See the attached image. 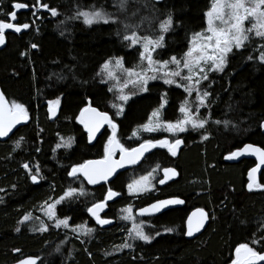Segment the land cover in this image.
Here are the masks:
<instances>
[{
    "label": "trees",
    "instance_id": "obj_1",
    "mask_svg": "<svg viewBox=\"0 0 264 264\" xmlns=\"http://www.w3.org/2000/svg\"><path fill=\"white\" fill-rule=\"evenodd\" d=\"M16 2L30 6L28 11L17 15V24L29 23L31 27L21 35H7V46L0 52V87L9 102L21 103L28 109L30 120L8 141L0 142V188L8 190L0 192L4 200L0 203V264H13L18 257H36L39 264H231L236 246L264 236V190L247 188V175L255 163L243 161L231 165L224 159L230 151L247 144L264 149L260 126L264 123V63H260L256 51L262 43L259 38H253L245 49L230 55L224 73L210 75L209 80L215 83L208 89L213 94L209 98L211 117L207 132L203 133L209 136L208 140L203 139V130L186 133L182 136L185 146L180 155L172 157L167 149L156 150L139 168L119 175L110 185L126 193L127 183L146 175L150 169L174 167L179 171L177 182L160 189L157 195L141 196L135 201L137 209L165 198L177 197L186 202L183 208L144 220L153 225L148 233H162L151 244L136 241L122 254L112 253L120 209L128 206L133 197L122 196L110 205L106 217L116 221L117 226L103 229L95 225L86 208L91 206L89 201L100 199L104 189L89 188L85 182V191L94 195L65 201L56 208L58 219L70 217L71 227L80 224L96 227L93 236L83 237L84 243L69 234L42 233L38 230L41 224L38 220L20 224L25 214L37 213L40 203L50 197L58 198L69 186L79 191V182H73L66 173L75 164L102 158L106 142L103 134L93 144L88 142L77 120L79 112L91 101V106L112 115L114 94L108 91V85L100 83L97 74L112 57H124L127 68L137 62L136 48L126 49L116 34L121 25L88 26L80 18L72 19L77 9L103 8L114 14L113 18L133 24L147 17L142 29L150 31L157 28V18L164 19L171 12L178 27L166 35V47L158 50L167 59L170 54L179 55L186 50L187 38L193 32L206 28L205 12L210 0H166L162 4L153 0H128L125 11L119 9V0H41L49 9L58 10L60 15L56 17L43 9L33 16L32 12L39 7L35 0H0V13H3L0 22L10 20L9 13L14 11L12 5ZM133 12L137 14L133 16ZM33 43L38 46L36 49L31 48ZM249 55L253 60L247 59ZM154 83L151 92L134 97L124 114L115 118L119 125L118 138L126 145L138 144L128 137L148 121L157 107L159 94L167 87ZM207 83L203 82L201 87ZM184 95L182 89H168L165 121L174 122L179 117L178 108ZM56 99L60 100V108L52 119L47 108ZM208 111L203 108L201 116L207 117ZM215 120L221 123H213ZM224 120L230 121L227 127ZM21 137L20 148L14 151L15 142ZM61 137L65 140L74 137L71 149L56 148ZM23 163H29L30 167L39 163L46 179L33 185L26 177ZM260 183L264 185V172ZM198 208L209 212L211 222L198 239L188 240L183 234L186 220ZM17 227L20 232H16ZM167 228L174 231L164 234ZM252 246L261 251L260 245ZM17 248L22 251L16 253Z\"/></svg>",
    "mask_w": 264,
    "mask_h": 264
},
{
    "label": "snow or ice",
    "instance_id": "obj_2",
    "mask_svg": "<svg viewBox=\"0 0 264 264\" xmlns=\"http://www.w3.org/2000/svg\"><path fill=\"white\" fill-rule=\"evenodd\" d=\"M160 2V0H155ZM128 0H119V9L125 11ZM35 4L39 5L36 11L32 12L35 16L40 9L50 11L51 16L60 15L57 9H49L47 4L41 3V0H35ZM154 6V5H153ZM30 6L23 2H16L12 5L15 10L28 9ZM35 7V5L33 6ZM94 9V6H93ZM9 13V19L12 22H0V46L6 43L5 31L12 30L20 33L31 27L29 23L17 25L13 22L17 20V12ZM3 14V13H0ZM137 13L133 12V16ZM114 14L107 13L103 8L99 10L83 11L77 9L72 19L83 18V23L91 26L93 24H116L121 25L116 30V34L120 37L121 43L126 49L136 48L137 62L131 68L124 66V57H112L107 59L101 71L97 74L100 76V83L115 82L109 86V92L116 93V100L120 103H112L113 114L99 111L96 107L91 106L88 101L78 115V123L83 126V131L87 133V140L92 143L101 134L106 137L103 145V154L100 159H88L81 163L70 167V171L66 174L72 178L73 182H79V191L69 186L63 194L58 198H49L41 205L44 215L49 221H53L51 225L41 223L38 230L47 232L49 227L59 229L69 228L70 217L58 219L56 208L65 201H71L80 196L94 195L85 191L84 182L88 185H100L104 191L98 201H94L90 207L86 208L87 213L101 227L113 224V220L102 217L101 213L105 210L109 201H113L118 197L131 196L139 198L141 194L152 192L155 184L163 185L178 176L176 169L165 167L162 176L157 181L156 173L158 167L150 169L146 175H140L138 178L132 179L126 185V193L114 190L109 182H114L113 178H119L117 175L120 170L127 169L130 166L139 165L145 159V154L152 152L154 149H167L172 157H176L178 150L184 143L181 134L191 132H207V124L211 117V103L209 99L213 94L208 91L215 83L209 80L212 72L224 73L229 63L230 55L245 49L250 45L253 38H259L262 43L256 51H259V61L264 63V0H210V7L205 12L206 28L199 32H193L187 38L186 50L179 55L170 54L167 59L164 58L163 48L166 47L165 37L169 32H174L178 25L174 23L173 14L166 13L164 19L157 18V28L155 31L143 30L142 24L147 17L141 19L139 23L133 24L128 20H120L119 17L113 18ZM246 22L248 26L246 27ZM36 44H31V48L36 49ZM21 55L26 56L27 53ZM248 60H253V56L249 55ZM119 70V76L117 74ZM62 78V77H61ZM207 81V85L203 88L201 85ZM159 82L161 86H167L164 91L159 94L157 107L151 112L148 121L133 131L128 139L138 141V144L126 145L118 138L119 125L116 117L124 114L130 100L144 93L151 92V88ZM151 85V86H150ZM131 86V90L126 91ZM175 87L182 89L184 98L179 104V117L172 121L163 119V111L168 105V89ZM218 98V97H217ZM60 100L56 99L48 104V113L50 118L54 119L59 111ZM208 109L207 117H202L200 110ZM30 120L28 109L21 103L15 101L9 102L2 90H0V138L9 137L13 129L17 125L27 124ZM213 123L219 125L220 120ZM230 121L224 120L225 127ZM264 128V124L260 125ZM108 129L111 133H108ZM39 131H43L40 129ZM155 132H166L170 134L169 139H159L155 137H146L143 134H151ZM203 139L208 140L209 136L203 134ZM23 137L15 142V149H19ZM42 143V141H40ZM74 143V137L68 139L60 138L56 148L71 149ZM39 152L40 149L36 148ZM245 155L255 156L259 160V165L252 168L248 173L249 183L247 188L252 191L254 188L264 190V185L258 182L257 173L259 166H264V149L254 147L251 144L245 145L242 149L230 151L224 159L229 161L238 160ZM22 168L25 170L26 177L33 185H39L46 177L42 174L39 163H35L30 167L29 163H23ZM15 188V185L12 186ZM7 189L0 188V192H7ZM0 203H4L0 197ZM185 200L181 198H165L150 203L146 207H141L138 211L139 217L155 216L164 212L173 206L184 205ZM133 206L129 204L127 207L120 209L119 219L131 223L128 229L127 239L133 242L141 241L145 244H151L154 239L162 235L161 232L148 233L145 229L143 220L137 221L133 215ZM214 218V217H213ZM31 213L23 216V220L19 221L23 224L32 220ZM38 219V218H37ZM209 220V213L203 209L193 211L186 220V232L183 233L188 237H194L201 232L205 224ZM148 227H153L149 224ZM20 227L16 228V232H20ZM34 231L37 229H33ZM78 236H91L96 229L86 227L80 224L70 229ZM173 228H167L164 234L172 233ZM85 241H81L84 243ZM252 245H260L261 251H257ZM133 243H122L119 250L131 249ZM20 253L22 250L17 248L14 250ZM59 251V248L56 249ZM264 236L259 239H253L251 243L243 242L234 248V259L231 264H264ZM111 255V253H108ZM16 264H38V259L33 257L17 258Z\"/></svg>",
    "mask_w": 264,
    "mask_h": 264
},
{
    "label": "rangeland",
    "instance_id": "obj_3",
    "mask_svg": "<svg viewBox=\"0 0 264 264\" xmlns=\"http://www.w3.org/2000/svg\"><path fill=\"white\" fill-rule=\"evenodd\" d=\"M82 21H83V18L81 17L80 18ZM93 25H95V24H93ZM92 26V25H91ZM246 27L248 26V24H247V22H246V25H245ZM254 38H257V37H254ZM124 66H125V63H124ZM126 67V66H125ZM127 68V67H126ZM213 73H215V72H212V73H210V75H212ZM117 74H118V76H119V70H117ZM210 75H209V77H210ZM114 83L115 82H109V83H104V84H106V85H108V86H110V84L111 85H114ZM154 83V82H153ZM129 90H131V86L129 87V89H126V91H129ZM113 94H114V97H115V103H120L118 100H116V93L115 92H113ZM49 104V103H48ZM60 108V107H59ZM166 109V108H165ZM164 109V110H165ZM203 109V108H202ZM201 109V110H202ZM200 110V111H201ZM164 112V111H163ZM109 131H110V133H111V130L109 129ZM191 132V131H190ZM186 134V133H185ZM185 134H181V138H182V136L183 135H185ZM144 136H146V137H154V136H158L159 137V139H169V138H171L170 137V134L169 133H166V132H155V133H151V134H143ZM133 141H134V139H132ZM185 146V144L183 143V147ZM60 149V148H59ZM180 152H181V150H180ZM180 155V154H179ZM158 169H159V171L156 173V178H157V181L159 180V177L161 176V168H159L158 167ZM154 184H155V187H154V189H153V191L152 192H149V193H144V194H141L139 197H141V196H144V197H148V196H150V195H157V194H159L160 193V189L158 188V183H156V181H154ZM255 190L256 191H260V189H256L255 188ZM80 197H83L84 198V196H80ZM86 197V196H85ZM131 197V196H130ZM137 199H139V198H133V201L130 203L132 206H133V209H134V211H133V215L134 216H136L135 215V212H136V210H137V208H136V204H135V201L137 200ZM48 200V199H47ZM46 201V200H45ZM45 201H43L42 203H40L39 204V206H38V208L36 209V211H37V213L36 212H34V213H31V215H32V217H33V219H32V221L33 220H38V221H41V223H44L45 225H51L52 223H53V221H49L48 219H47V217L44 215V211L42 210V208H41V205H43L44 204V202ZM89 203H91L92 204V202H90L89 201ZM59 206V205H58ZM57 206V207H58ZM127 207V206H126ZM56 211V210H55ZM57 214V213H56ZM38 218V219H37ZM137 218V217H136ZM141 219H139V218H137V221H140ZM144 221V220H143ZM145 223V231L147 232V230H148V223H146V222H144ZM85 226L86 227H91V226H89V224H85ZM131 223L130 222H126V221H121L120 219H119V223H118V227L117 228H115V231H114V234H115V239H114V241L112 242L113 243V247H112V253H118V254H122L125 250H127V248L126 249H123V250H119V246L122 244V243H133V241H130V240H128L127 239V237H128V229H130L131 228ZM91 228H94V227H91ZM96 228V227H95ZM71 226H70V224H69V228L68 229H65L64 227H61V228H59V229H55V228H53V227H49V230L47 231V232H55V233H62V234H69L70 235V237L71 238H73V239H75V240H77V241H82V239H83V237H91V236H93L94 234H95V232L91 235V236H78V235H76L75 233H73L71 230ZM43 233V232H42ZM137 242H141V241H137ZM141 243H143V242H141Z\"/></svg>",
    "mask_w": 264,
    "mask_h": 264
},
{
    "label": "water",
    "instance_id": "obj_4",
    "mask_svg": "<svg viewBox=\"0 0 264 264\" xmlns=\"http://www.w3.org/2000/svg\"><path fill=\"white\" fill-rule=\"evenodd\" d=\"M154 2H155V0H153ZM164 1H166V0H160V2H155L156 4H162ZM15 10V9H14ZM16 12H17V15L19 14V13H22V12H26V11H28V9H24V10H15ZM8 22H12V21H8ZM13 23H15V24H17V20L15 21V22H13ZM18 25V24H17ZM25 31L26 30H22L20 33H15V32H13L12 30H6L5 31V37H7V35L8 34H14V35H21V34H23V33H25ZM6 46H7V39H6V43L3 45V46H0V52L1 51H3L5 48H6ZM0 90H2L1 89V87H0ZM57 116V115H56ZM56 118V117H55ZM54 118V119H55ZM29 123V122H28ZM27 123V124H28ZM264 124V123H263ZM24 125H26V124H23V125H17V127L15 128V129H13V132L12 133H10L9 134V137H5V138H0V142H6V141H8L14 134H15V132L19 129V128H21V127H23ZM262 132L264 133V128H262ZM87 134V133H86ZM103 134V130H102V132H101V134L100 135H98L97 136V139L101 136ZM97 139L96 140H94L92 143H90V144H93L94 142H96L97 141ZM248 145V144H247ZM251 145H253V144H251ZM254 147H259V146H256V145H253ZM182 147H183V144L181 145V147L179 148V150H178V154H177V156L179 155V153H180V150L182 149ZM243 148V147H242ZM241 148V149H242ZM262 149V148H261ZM156 150H166V149H154V150H152V152H150V153H146L145 154V159L144 160H142L141 161V163L139 164V165H135V166H130V167H128L127 169H122V170H120V172H122L123 174L124 173H126V172H128V171H130V170H132V169H136V168H139L142 164H143V162L146 160V158H147V156H149V155H151L153 152H155ZM239 150V149H238ZM176 156V157H177ZM225 161L228 163V164H231V165H235V164H239L240 162H243V161H253L254 163H255V166L254 167H257L258 165H259V160H258V158L257 157H255V156H249V155H245V156H243V157H240L238 160H234V161H229V160H226L225 159ZM253 167V168H254ZM172 168H174V167H172ZM174 169H176V168H174ZM259 171H258V173H257V178H258V182L260 183V177H261V175H262V173L264 172V166H259ZM177 170V169H176ZM177 172H178V176L176 177V178H174L173 180H171V181H169L168 183H166V184H163V185H159L158 184V188L159 189H163V188H165V187H167L168 185H170V184H172V183H174V182H177L179 179H180V173H179V171L177 170ZM162 173H163V169L161 170V176H162ZM249 173V172H248ZM118 176L119 175H121L120 173H118L117 174ZM247 178H248V175H247ZM113 180L115 181L116 180V178L114 177L113 178ZM248 182H249V180H248ZM85 183H86V185L89 187V188H97V187H101L100 185H88L87 184V182L85 181ZM113 184V182L112 181H110L109 182V185H112ZM253 190H255V188L253 189ZM252 190V191H253ZM249 191V190H248ZM173 198H177V197H173ZM120 199V197H118V198H116L115 200H113V201H109L108 202V205H107V207L105 208V210L101 213V216L103 217V215H105L106 213H107V211H108V206H109V204H111V203H114V202H116L117 200H119ZM148 206V205H147ZM184 206H186V202H185V204L184 205H180V206H173V207H171L170 209H166V210H164V212H162V213H159V214H156L155 216H146V217H139L138 216V211H139V209H137L136 210V212H135V215H136V217L137 218H139V219H141V220H147V219H153V218H156V217H158V216H160V215H162V214H164V213H166V212H168V211H170V210H173V209H178V208H183ZM144 207H146V206H144ZM199 209V208H198ZM197 209H194L193 211H196ZM193 211H191L190 212V214H189V216L191 215V213L193 212ZM205 211V210H204ZM207 212V211H206ZM207 213H209V212H207ZM90 216V215H89ZM94 221V220H93ZM95 222V221H94ZM210 222H211V217H210V215H209V220L207 221V223L205 224V226H204V228L201 230V232H199V233H197L194 237H188V236H186V238L188 239V240H195V239H198L205 231H206V229L208 228V226L210 225ZM113 223H114V221H113ZM99 226V225H98ZM111 226H113V224H111V225H105V226H103L102 228H105V227H111ZM99 227H101V226H99ZM26 258V257H25ZM33 258H36V257H33ZM38 259V258H37ZM40 263V260L38 259V264ZM13 264H16V262L15 263H13Z\"/></svg>",
    "mask_w": 264,
    "mask_h": 264
},
{
    "label": "flooded vegetation",
    "instance_id": "obj_5",
    "mask_svg": "<svg viewBox=\"0 0 264 264\" xmlns=\"http://www.w3.org/2000/svg\"><path fill=\"white\" fill-rule=\"evenodd\" d=\"M111 204H112V203H111ZM111 204H109V206H108V209H109V207H110V205H111ZM106 214H107V213H106ZM106 214H105V215H103V217H106ZM106 218H107V217H106ZM112 220H113V219H112ZM113 221H114V220H113ZM95 225H97V224H95ZM113 225H114V226H115V225L117 226V223H116V221H114ZM97 226H98V225H97ZM101 228H102V227H101ZM105 228H107V229H108V228H110V227H105ZM105 228H103V229H105Z\"/></svg>",
    "mask_w": 264,
    "mask_h": 264
}]
</instances>
